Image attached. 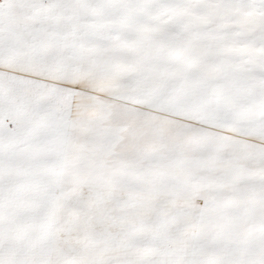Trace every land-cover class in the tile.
Wrapping results in <instances>:
<instances>
[{
	"label": "snow or ice",
	"instance_id": "1",
	"mask_svg": "<svg viewBox=\"0 0 264 264\" xmlns=\"http://www.w3.org/2000/svg\"><path fill=\"white\" fill-rule=\"evenodd\" d=\"M0 264H264V0H0Z\"/></svg>",
	"mask_w": 264,
	"mask_h": 264
}]
</instances>
